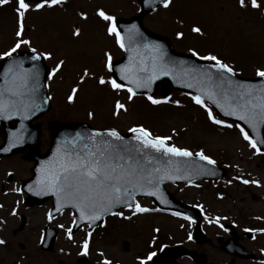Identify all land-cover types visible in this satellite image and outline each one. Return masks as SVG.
I'll return each instance as SVG.
<instances>
[{"label": "rangeland", "instance_id": "obj_1", "mask_svg": "<svg viewBox=\"0 0 264 264\" xmlns=\"http://www.w3.org/2000/svg\"><path fill=\"white\" fill-rule=\"evenodd\" d=\"M257 3L260 7L253 9L250 0H246L247 6L244 8L239 6L237 0H171L168 8L161 5L154 13L146 15L143 24L167 36L173 48L179 52H191V49L199 55L215 54L233 67L236 74L253 76L258 67L264 66V0H257ZM58 5L30 11L24 19V38L29 39L30 46L38 51L51 53L48 58L50 70L58 57L59 61H64L61 71L53 79H48L55 104L59 105L58 112L53 111L50 116L59 117V120L85 121L96 128H115L120 132L143 125L153 135L172 136L168 142L170 144L187 148L190 152H203L215 162L218 160L219 165L227 170V176L217 184L218 187L215 183L202 182L195 185H168V190L181 201L197 207L203 217L217 221L225 219V222L238 219L239 228L247 218L248 226H255H249L253 237L249 240L239 233V241L259 259L250 262L249 259L238 258L232 260L231 264H264V231H260L264 229V154L252 149L236 127L227 128L209 121L205 110L192 101L191 94L172 91L162 98L159 96V87L153 99L168 102L153 105L147 96L137 95L128 101L126 91L114 92L107 85L100 86L96 82L98 76L106 80L111 78L104 67V53H108L111 60L120 56L115 37L107 32L109 22L102 20L97 10H104L113 17H128L137 13V0H71ZM16 7V0L0 4V51L10 49L16 40ZM26 26L28 29L25 30ZM193 27H199L201 33L192 32ZM77 28L80 29V35L73 36L72 32ZM177 32L183 35L178 38ZM85 68L89 69L90 75L80 82L79 77ZM73 87L78 92L74 100L69 102L67 96ZM115 99H119L127 108L117 117L111 115ZM177 101L178 104L175 103ZM89 112L94 113L93 117H89ZM223 121L235 125L228 120ZM10 162L6 159L2 161L0 170L11 168ZM25 174L23 169L18 171V177ZM245 179L258 183L244 184L242 181ZM219 189L225 194L216 192ZM137 202L147 208L153 205L146 198H139ZM121 211H128L122 213L129 219L114 216L108 225L106 222V225L100 226L84 252L78 245L79 239L76 240V246L71 244L69 248V242L60 235L56 246L44 251L36 247L38 240L29 236L27 239L19 237L4 240L10 246L0 247V255L9 249L12 255L20 258L18 254H24L25 250L28 252L29 247H32L38 250H34L32 257L27 255L23 264H58L61 259L63 263L74 264L76 254H59L60 249L68 247L71 253L78 251L93 260L97 259L96 264H102L105 259L110 264H119L116 261L135 264L136 255H143L147 251L146 242L152 237L156 241L151 248H159L166 238L171 240L168 242L172 246L181 245L203 253L207 260L215 263L225 264L231 256L215 239L220 230L214 223L204 224L209 242L200 245L193 241L192 223L183 216L162 215L153 211L133 215L134 209ZM42 213V209H37L29 215L31 224L26 233L31 234L33 228L42 225ZM124 240L130 242L129 251L122 249ZM20 245L24 247L22 251L19 250ZM1 259L0 264H3ZM175 261L193 264L189 259L175 258Z\"/></svg>", "mask_w": 264, "mask_h": 264}, {"label": "snow or ice", "instance_id": "obj_2", "mask_svg": "<svg viewBox=\"0 0 264 264\" xmlns=\"http://www.w3.org/2000/svg\"><path fill=\"white\" fill-rule=\"evenodd\" d=\"M61 2L62 0H16V40L9 50L2 53V56L12 57L23 46L32 53L26 59L30 61L48 59L51 53L28 47L31 41L24 38V19L30 11L58 5ZM237 2L241 8L247 6L246 0H237ZM5 3L7 0H0V4ZM170 4L171 0H162L164 8H168ZM250 6L253 9L260 7L257 0H250ZM97 15L102 20L109 22L107 25L108 34L114 36L115 43L125 51H131V48L126 46L125 39L130 45L136 43L138 39L143 40V34L138 31L135 25L125 29V35L122 36L117 30L113 16L106 14L104 10H97ZM81 16L84 18L83 13ZM191 31L201 33L199 27H193ZM72 35L79 36L80 29L74 30ZM176 35L179 38L183 33L177 32ZM142 47L148 51L147 57L141 56L139 61L131 58L128 65L117 70L119 80L127 81L126 84L118 82L115 78L106 80L103 76L96 77V82L100 86L107 85L114 92L126 91L127 100L132 101L137 95L136 89L150 88L151 82L157 78V73L168 75L171 70L170 65L174 64V61L166 57L163 47L146 40ZM190 51L193 57L212 62L199 68L193 67L191 73H185V75H190L194 82L185 86L192 88L194 84L197 85L196 94L191 95L192 101L205 110L208 120L213 124L227 128L236 127L249 146L259 152L260 149L257 147L256 141L250 138L244 127L240 124H225L222 119H217L213 115L212 109L206 107L203 97H207L217 109L223 112L224 116L236 117L255 131L258 124L264 123V83L257 86L234 80L232 77L236 75L235 70L223 58L215 54L199 55L196 51L191 49ZM137 54L139 55V52ZM104 56L106 58L104 67L112 72L111 56L108 53H104ZM22 64L23 60L13 59L3 73V83L0 84V118L8 119L12 115H20L21 119H27L26 112H32L39 108L34 97L40 87V68L33 64L32 67L24 69L21 67ZM63 64L64 61L60 60L51 68L47 74L49 80L61 71ZM255 74L257 77L264 78V66L258 67ZM89 75V69L85 68L79 77L80 82L85 81ZM77 92L76 87L71 89L67 96L69 102L74 100ZM146 98L153 105L168 102L167 100L153 99L150 95ZM126 111L125 104L119 99H115L111 115L117 117L121 112ZM88 115L93 117L94 113L89 112ZM23 131L24 128L21 125L17 132L12 134L15 143L21 142ZM128 131L133 134L131 140L137 141V144L134 145L131 141L125 140L115 128L77 133L70 139L65 138L58 142L53 156L48 161L42 162L41 167L37 169L40 175L35 182L36 194L51 192L56 197L55 210L57 212L70 205L79 213V219L87 220L89 224L100 220L103 215L109 213L118 217L123 216L121 211H112L117 206L134 209L133 215L158 211V209L144 207L134 199L137 193L157 196L158 181L164 178H173L171 175H160L161 169L149 167L152 159L148 156L147 150L150 149L154 153L169 157V163H171V157L186 158L191 157L193 153L187 148L168 143L172 136L153 135L143 125L130 127ZM7 150L3 149V151ZM195 155L210 165L215 163L203 152H197ZM176 171H179V168ZM250 182L258 183L256 180L245 179L242 181L244 184ZM149 188H155L156 191H145ZM161 202L166 203V201ZM13 214L15 213L13 212ZM173 215H179V213H173ZM48 218L52 219L51 212L48 213ZM123 218L129 219L128 216H123ZM72 223L76 224V220L73 219ZM67 231L69 239H71V229L69 228ZM260 231H264V229H260ZM88 235L90 236L91 233ZM4 243L5 241L0 240V244ZM88 244V239H84L83 249L85 251ZM154 255L155 253H149L147 259L150 260ZM102 264H110V261L105 259ZM140 264H144V261H141Z\"/></svg>", "mask_w": 264, "mask_h": 264}, {"label": "water", "instance_id": "obj_3", "mask_svg": "<svg viewBox=\"0 0 264 264\" xmlns=\"http://www.w3.org/2000/svg\"><path fill=\"white\" fill-rule=\"evenodd\" d=\"M138 2L140 5L139 13L129 19L116 20V25L122 36L125 35V29L130 28L132 25H135L138 31L143 34V40L138 39L136 43L130 45L128 40L125 39L124 42L126 46L131 48V51H125L123 49L124 53L122 57L111 63L112 65L111 73L113 75V78L117 79V81L120 83H125V84L127 83V81L119 80V74L117 70L124 65H128L130 63L131 58H135L137 61H139L141 56L147 57L149 55L148 51L146 49H143L142 47L143 42L146 40L161 45L164 49L166 57L171 58L172 61H174V64L170 65L171 70L169 71L168 75H161L157 73V78L151 82L150 88L136 89V92H144L147 95H151L157 89L158 85H160L163 81H166V85L161 89L162 96L168 94L172 89H180L196 94L197 85L194 84L192 88H188L185 86L189 83H194L190 78V75H185V73H191L193 67L199 68L212 62L198 60L187 53H180L174 51L169 43L168 38L157 35L143 26L142 24L143 16L154 10L159 4L162 3V0H155V2H153V0H138ZM138 52L139 55L137 54ZM31 55L32 53L29 51H18L15 52L12 57L2 58V60L0 61V84L3 83V79H4L3 73L6 67L12 62L13 59L23 60V64L21 67L24 69L32 67L33 64L38 65L40 68V76H46L47 67L45 66L43 58L39 61H30L26 59V57H30ZM232 79L239 80L247 84H255L257 86L264 83V78H260V77L254 79H247V78H240L235 75L234 77H232ZM203 99L208 105H210L214 109L218 117L236 121L239 124H241L248 131L252 139L256 141L257 146L260 149H264V132H263L264 123L258 124L255 131H253V129L249 127L244 121H240L233 116H224L223 112L220 109H217L215 105L212 104L211 101L207 99V97H203ZM25 115L26 116L28 115L27 112L25 113ZM18 118L21 119L20 115H12L8 119L0 118V122H1L0 131L2 133L4 140L9 144L10 147H12L11 145L12 143H15L12 134L17 132V130L19 129L18 128L19 126L18 127L13 126L10 124V122L11 121L17 122ZM21 120L25 121L26 119H21ZM54 128L56 130V134L52 136V149L49 152L48 159L53 156V153L58 146V142L63 141L65 138L70 139L73 136H75L77 133H90L93 130H96L90 128L86 123H75V122L68 124L57 123L55 124ZM121 135L125 138V140L131 141V143L134 145L138 143L137 141L131 140L133 134L130 132ZM22 140H24L23 135H22ZM15 144H19V143H15ZM147 154L152 159V163L149 165L150 168L161 169L162 171L160 175H165V176L171 175L173 178L172 179L164 178L158 181L159 190L157 192V196L154 197V196H148L137 193L136 197L137 196L150 197L152 198L153 202L161 209H167V210L174 209L185 213L186 215L190 216L195 220V225H196L195 232L201 235L199 231V222H200L199 213L195 211V209H193L192 207L177 201L173 197V195H171L164 188V184L177 183V182H191L200 179H218L225 174L224 168L218 167L215 164L210 165L207 163V161L200 160L199 157H197L195 154H193L191 157H186V158L171 157V163H169V157L162 156V154L154 153L150 149L147 150ZM177 168H179V171H176ZM163 170H168V171H163ZM175 177H182V178H175ZM145 191H156V189L149 188L146 189ZM136 197H134L135 201H136ZM161 201H166V203H162ZM67 207L71 208L70 205ZM118 208H120V206L113 208L112 211L115 212ZM107 215H110V213L103 215L100 220L94 221V224L103 221L105 216Z\"/></svg>", "mask_w": 264, "mask_h": 264}, {"label": "flooded vegetation", "instance_id": "obj_4", "mask_svg": "<svg viewBox=\"0 0 264 264\" xmlns=\"http://www.w3.org/2000/svg\"><path fill=\"white\" fill-rule=\"evenodd\" d=\"M51 92V90H50ZM56 100H54V103ZM58 108L59 105H56ZM50 121L48 118V114L42 115L38 118H35L31 121L32 127H35L38 129L39 132V140L37 145V150L39 153H43L49 144V137L51 134ZM13 158L14 160H12ZM11 160L10 166L11 168H6L0 170V240H13L16 238H23L27 239L29 236H34L37 240H42L44 236L50 232V227H54L56 234L55 236L61 235H68L69 232L67 229H71L72 226V214L69 211H64L62 213L56 214L52 217L50 220L48 218L49 208L50 207H29L28 203L24 202L25 194L23 189H21V186L25 181H27L29 178L32 177V166H33V160L30 158V155L28 153V149L25 148L23 152L15 153L12 156L9 157H3L0 158V164L4 160ZM13 163L14 166H13ZM20 169H23L26 174L23 177H18V171ZM45 205L49 206V202H45ZM37 209L43 210V223L42 225L38 224V227L33 228V233L29 234L26 232H29L28 225L30 223V214L32 212H35ZM13 212L15 214H13ZM60 225H63V227H60ZM222 223L218 222V228H221ZM27 226V227H26ZM235 236L236 239L239 238V228L238 226H235ZM83 233L80 235V233ZM88 229L83 226L80 229L71 231V239L78 236H89ZM217 239L219 241H222L221 236H217ZM4 245H8V243L0 244V247H3ZM10 246V245H8ZM5 247V246H4ZM30 250L32 247H29ZM24 247L22 245L19 246V250L22 251ZM84 252V250H83ZM67 254V253H65ZM64 254V255H65ZM69 254V253H68ZM72 255L76 254V260L74 261V264H80L79 257L86 255L85 253L83 255L78 251H74L71 253ZM27 255L33 256V253L28 254V252L25 250L24 254H18L20 258H18L15 255H12L9 251V249H5V252L0 255V259L3 262V264H23V259L26 258ZM87 260L92 261L89 256H86ZM58 262V264H67L66 262H62V259Z\"/></svg>", "mask_w": 264, "mask_h": 264}]
</instances>
